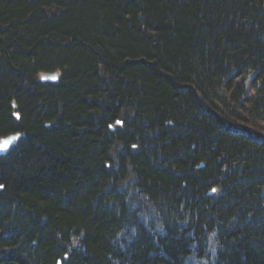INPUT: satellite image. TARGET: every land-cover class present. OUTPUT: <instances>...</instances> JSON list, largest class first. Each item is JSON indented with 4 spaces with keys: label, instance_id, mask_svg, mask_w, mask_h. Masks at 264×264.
I'll return each mask as SVG.
<instances>
[{
    "label": "trees",
    "instance_id": "1",
    "mask_svg": "<svg viewBox=\"0 0 264 264\" xmlns=\"http://www.w3.org/2000/svg\"><path fill=\"white\" fill-rule=\"evenodd\" d=\"M263 132L264 0H0V264H264Z\"/></svg>",
    "mask_w": 264,
    "mask_h": 264
},
{
    "label": "bare ground",
    "instance_id": "2",
    "mask_svg": "<svg viewBox=\"0 0 264 264\" xmlns=\"http://www.w3.org/2000/svg\"><path fill=\"white\" fill-rule=\"evenodd\" d=\"M246 85H247V83H246ZM14 104V103H13ZM126 114V112H125V110H122V109H120V111H119V114H118V116H124ZM17 119H19V117L17 118ZM226 120V119H225ZM225 122V124H227L228 126H233L232 125V123L231 122H229V121H224ZM123 121L121 120V119H117L116 120V124H118V125H123ZM239 128V127H238ZM230 129H232L233 130V128H230ZM235 129H237V128H235ZM249 132H251V131H249ZM264 133V132H263ZM262 139H264V134L263 135H261L260 136ZM262 139H258L259 140V142H261V143H263L264 142V140H262ZM14 147V146H13ZM12 147V148H13ZM11 148V149H12ZM10 149V150H11ZM9 150V151H10ZM8 151V152H9ZM7 152V153H8ZM7 153H5V154H0V156H3V155H6ZM249 158H250V155L249 154H247L245 157H244V163L245 164H247V163H250V160H249ZM250 167H251V169H253L252 167V165L251 164H248ZM257 171V170H256ZM219 185H215L214 187H213V189H215V191H213V189L209 192V194H212V195H217L218 194V191H219ZM139 197V196H138ZM224 199L225 198H221V199H218L217 201H219V204H220V206L223 208L224 206L226 207V204H225V202H224ZM202 207L199 205V207H198V219H199V221L201 220V216H202ZM140 218V216L139 215H137V217H136V219L138 220ZM191 220L189 219V222H190ZM172 223H178V221H171ZM201 222V221H200ZM181 222H179L176 226H170L171 227V230H172V228H177L178 229V231L179 232H181L182 231V226H181V224H180ZM186 223H188V222H186ZM186 224H184V226H185ZM193 226H195V227H198V228H200L201 230H202V232H203V237H205L206 239H208V233L206 234V232H205V228H203V227H201L200 226V224L198 225V222H195L194 224H193ZM223 227H222V229H217L216 231H221L222 230V233L224 234V239L226 240L227 239V237L229 238L231 235H234L233 234V232L231 231V228H230V226H227L226 225V223H223V225H222ZM186 227V226H185ZM179 228H180V230H179ZM184 229V228H183ZM217 234L218 233H216V234H214V235H212V234H210L209 233V237L210 238H212V239H217ZM171 241H175V238H171L170 239V242ZM218 243H220V245H219V247L216 249V250H210L209 252H208V264H214V263H216L217 261H218V259L222 256V254L225 252L224 250H223V248L224 247H222L221 246V244L222 245H226L225 244V242H220L219 240H218ZM204 251V250H203ZM195 260H197L196 258H193L192 259V261H191V264L195 261ZM57 264H62L61 263V260H59L58 261V263Z\"/></svg>",
    "mask_w": 264,
    "mask_h": 264
},
{
    "label": "water",
    "instance_id": "3",
    "mask_svg": "<svg viewBox=\"0 0 264 264\" xmlns=\"http://www.w3.org/2000/svg\"><path fill=\"white\" fill-rule=\"evenodd\" d=\"M53 77H55V79H53ZM42 81H57L58 80V74L57 73H43L41 76ZM17 117H19L18 114H16ZM22 133H15V134H11L7 137H2L0 138V143L4 142V141H9L12 140L13 142L9 145L8 149L6 151L0 152V154H5L7 153L14 145H16V143L19 141V139L22 137ZM15 138V139H13Z\"/></svg>",
    "mask_w": 264,
    "mask_h": 264
},
{
    "label": "snow or ice",
    "instance_id": "4",
    "mask_svg": "<svg viewBox=\"0 0 264 264\" xmlns=\"http://www.w3.org/2000/svg\"><path fill=\"white\" fill-rule=\"evenodd\" d=\"M53 79H55V77H53ZM12 142H13L12 140H9V141H4L0 143V152L6 151ZM0 187H2V185H0ZM213 191H215V189H213Z\"/></svg>",
    "mask_w": 264,
    "mask_h": 264
}]
</instances>
